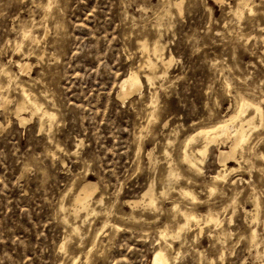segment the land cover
<instances>
[{
    "label": "rangeland",
    "instance_id": "obj_1",
    "mask_svg": "<svg viewBox=\"0 0 264 264\" xmlns=\"http://www.w3.org/2000/svg\"><path fill=\"white\" fill-rule=\"evenodd\" d=\"M262 39L264 0H0V71L13 76L8 84L0 72L8 88L0 89V264H153L159 248L170 264H264V126L218 183L229 137L211 144L201 171L184 159L205 145L197 131L237 114L243 96L264 99ZM141 44L159 64L152 83ZM18 62L32 69L22 73ZM131 72L142 87L123 99ZM16 83L52 122L19 109ZM86 183L97 188L96 214L76 218ZM150 188L156 207L131 204ZM180 210H211L221 224L203 233L193 224L164 241L162 230L183 223Z\"/></svg>",
    "mask_w": 264,
    "mask_h": 264
},
{
    "label": "bare ground",
    "instance_id": "obj_2",
    "mask_svg": "<svg viewBox=\"0 0 264 264\" xmlns=\"http://www.w3.org/2000/svg\"><path fill=\"white\" fill-rule=\"evenodd\" d=\"M246 2V1H245ZM181 4H178V6H180V12H181ZM242 4V3H241ZM246 4V3H245ZM249 5V4H248ZM250 6V5H249ZM247 7V6H245ZM249 8V7H248ZM238 11V10H237ZM240 11V9H239ZM241 13V11H240ZM243 14V13H242ZM241 14V15H242ZM240 16V14H239ZM241 17V16H240ZM32 32V31H31ZM24 37L28 39L29 42V38H31L30 32H26L24 34ZM26 40V39H25ZM263 40V39H262ZM38 41V40H37ZM26 42V41H25ZM264 42V40L262 41ZM142 48H143V53H145L148 56V64L146 63L145 65L149 66V70L151 72L150 75H147V79L150 83H152V78H156L155 76L157 75V69H158V65L156 62H154L155 60H153V58L151 59L150 56H152L151 52L152 50H150L148 48L149 45L146 44H141ZM140 47V48H141ZM20 48V47H19ZM18 49V48H17ZM153 49V48H152ZM142 50V49H140ZM158 49L155 48L153 50V55L156 56ZM162 54V53H161ZM35 56V55H34ZM40 56V55H39ZM161 56V55H160ZM159 56V57H160ZM162 60L164 61V65H167L171 62V59L168 60V58L165 57L164 54H162ZM38 59V58H36ZM147 59V58H146ZM155 59V58H154ZM160 59V58H159ZM161 60V61H162ZM24 61V60H22ZM38 61V60H37ZM157 61V60H156ZM17 64V62H15ZM18 66L20 68V71L23 72H27L29 70L32 69L30 63L28 62H18ZM163 66V64H162ZM2 68V67H1ZM1 74L7 79V83L11 84L13 82V76L10 73L9 69L4 68L1 69ZM149 74V73H148ZM152 75V76H151ZM2 77V76H1ZM30 77V76H29ZM30 79H34V78H30ZM33 81V80H32ZM34 82V81H33ZM16 85H18L19 91L21 90V94L23 96V102H21L22 104L18 105L19 109L22 110L24 112V109H29L33 114L32 115H39L41 117V119H48L50 122H52L54 120V115L49 113L47 111V109L45 110L43 108V106L36 100L34 99L31 94L28 92L29 90H27L26 87H24L21 83H16ZM9 87V86H8ZM121 94L120 97H122L123 99L126 97H128L129 95L136 93L137 91H139L142 87V82H141V78L138 75V73L135 72H131L130 74H128V76H126L125 78L122 79L121 81ZM4 86H0V89H3ZM7 89L8 88H4ZM262 90V89H260ZM264 90V89H263ZM3 92V91H2ZM5 92V91H4ZM246 92V91H245ZM20 94V92H18ZM244 93V92H243ZM247 93V92H246ZM252 93V92H251ZM250 93V94H251ZM256 93V92H255ZM1 95V94H0ZM256 95V94H255ZM258 95V94H257ZM250 96V95H249ZM46 96H44L45 98ZM1 99V98H0ZM5 99V98H4ZM260 100L257 99V101H252L249 99H246L244 96L241 98L239 104L238 105V112L237 114H233L230 118H227L223 121H220V123H217L213 126L207 127V128H202L199 131H197L196 135H200L204 137V142L205 145L201 148H199L196 153H192V155H190V153L188 154V152H184V159L185 161H187L190 165V167L196 171H201V164L204 162L205 157L207 155V153L210 150V146L211 144L213 145V143L217 142V140L220 137H224L227 136L231 139L232 141V145L230 147L229 150H219L220 152V162L222 163V169L220 171H218V173L214 176V181L213 183H218L222 180L226 179L227 173H223L224 172H231L234 171L236 168H232L229 169L228 167V163L231 162L236 158V155L240 152V151H244V147L250 142V138L251 135L253 134L252 132H254L253 130H257L260 127L264 126V109L262 107V103L264 102V99L259 98ZM7 100V99H6ZM3 103V101H2ZM5 103V102H4ZM238 103V101H237ZM1 104V103H0ZM6 105V104H5ZM17 106V105H16ZM18 109V111H20ZM252 109L251 111H253L252 116H250V118H247V120L245 122H240V125L238 127H236V125L234 124L236 120H238L239 118H241L242 116H244V114L248 111ZM17 111V109H16ZM21 111V112H22ZM249 112V111H248ZM28 113V112H26ZM15 114V113H14ZM19 114V113H18ZM28 115V114H27ZM31 114H29L28 116H30ZM31 115V116H32ZM36 115V116H37ZM17 116V114H16ZM20 117V122L22 124L26 123L28 121L27 118H24L20 115H18ZM152 116V115H151ZM31 118V117H30ZM246 118V117H245ZM47 122V120H45ZM238 122V121H237ZM232 124L235 125V127H233L234 129L232 130ZM233 125V126H234ZM195 135V136H196ZM194 136V137H195ZM193 137V136H192ZM191 137V138H192ZM193 137V139H194ZM199 138V137H198ZM197 138V139H198ZM202 138V137H201ZM196 140V139H194ZM202 140V139H201ZM221 140V139H220ZM192 141V140H191ZM190 141V142H191ZM189 142V140L187 141ZM231 143V142H230ZM216 144V143H215ZM226 144V143H225ZM188 145V144H187ZM249 145V144H248ZM186 147H184L185 149ZM185 151H189L188 149H186ZM194 150H192L193 152ZM219 154V153H218ZM244 154V153H243ZM150 155V153H149ZM239 156V155H238ZM238 161V160H236ZM219 162V161H218ZM243 162V161H242ZM182 163V162H180ZM241 163V162H240ZM239 163V165H240ZM220 164V163H219ZM243 164V163H242ZM241 166V165H240ZM167 168L169 169V166H167ZM240 168V167H238ZM172 169V168H171ZM186 169V168H185ZM188 170V169H187ZM169 171V170H168ZM169 173V172H168ZM194 173V171H193ZM202 173V172H201ZM167 174V173H166ZM171 178V176H176L174 170L170 171V174H168ZM195 175V174H194ZM197 175V174H196ZM231 175V174H230ZM167 177V176H166ZM176 178V177H175ZM174 178V181L176 180ZM167 179V178H166ZM169 179V178H168ZM183 180V179H182ZM185 181V180H184ZM177 182V181H176ZM174 182V184L176 183ZM241 182V181H240ZM167 183V182H164ZM192 183V181H191ZM168 185V184H167ZM214 185V184H213ZM217 185V184H215ZM175 186V185H174ZM218 186V185H217ZM170 187V186H169ZM167 188V187H166ZM165 190V189H164ZM162 190V192L164 191ZM211 191L214 190V188L210 189ZM172 191V190H171ZM184 191V190H183ZM171 193V192H170ZM173 193V191H172ZM176 193V192H175ZM97 194V188L95 185H93L92 183H86L84 184L80 189H78L76 196L74 198V213L72 215H76L78 218L80 212L82 211H86L87 215H89L91 212L94 214H96V211L94 209H91V207L93 205H91L92 201L95 199V195ZM186 194L187 196H189L194 202H196L198 200L197 196L195 195V193L191 191H184L183 195ZM256 194V193H255ZM159 196V195H157ZM157 196L155 194V191L153 188L148 189L147 191H145L140 199V201H134L131 204H134L136 206L138 205H148L149 207H156L157 206ZM255 197V195L253 196ZM164 198V197H163ZM100 199V198H99ZM170 199V198H169ZM175 199V198H174ZM173 199V201H174ZM102 199L98 200L96 199L97 202H101ZM176 201V200H175ZM182 201V200H181ZM185 201V200H183ZM187 201V200H186ZM255 207H256V213L254 214V221L258 220V218H260L259 215V208H260V203L259 201L256 199L255 200ZM178 202V201H177ZM188 202V201H187ZM186 202V203H187ZM235 201H233L231 203V205H233V208L235 209ZM96 203V202H95ZM145 203V204H143ZM180 203V202H179ZM264 203V202H263ZM193 204V203H192ZM203 204V203H201ZM185 205V204H184ZM73 206V207H74ZM135 206V207H136ZM146 206V210L147 207ZM193 206V205H192ZM202 206V205H201ZM204 206V205H203ZM94 207V206H93ZM148 207V208H149ZM185 207V206H184ZM189 207V206H188ZM190 208V207H189ZM193 208V207H192ZM191 208V209H192ZM150 210V208H149ZM176 210V209H175ZM226 210V209H225ZM71 211V210H70ZM73 211V210H72ZM262 211V210H261ZM248 213V212H247ZM133 214V213H132ZM180 214L182 215L183 218V223L179 225V227L177 228L176 231L173 230V232L168 231V230H162L160 232L161 238L165 241H167V239H172L176 242L177 238H180L182 232L191 225H195L198 227V229L200 230L199 233H203L205 228L210 227V226H214V227H219L221 224V216L219 214L213 213V211H209V213L205 216L202 215H197L196 211H188V210H180ZM85 215V213H84ZM175 215V214H174ZM90 216V215H89ZM253 216V215H252ZM74 217V216H73ZM87 217V216H85ZM176 217V216H175ZM178 217V216H177ZM80 219V217H79ZM83 219V218H82ZM88 219V218H87ZM84 222V221H83ZM109 223V221H108ZM252 223V222H251ZM258 223V221H257ZM105 224V223H104ZM109 225V224H108ZM113 225V224H112ZM111 226V225H110ZM194 227V226H193ZM176 228V227H175ZM212 229V228H211ZM75 231H79L80 228L79 226H75L74 227ZM188 232V231H187ZM184 235V234H183ZM251 240L250 242L255 244V246H259V240H258V232L257 230L252 231L251 236H250ZM172 243V242H171ZM165 244V243H164ZM64 247V245H63ZM258 254H261L260 251L258 250ZM170 255L167 253V249L166 248H159V250H157L154 253L153 256V264H170ZM77 262V260H76ZM75 264V263H74Z\"/></svg>",
    "mask_w": 264,
    "mask_h": 264
}]
</instances>
